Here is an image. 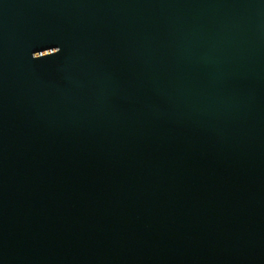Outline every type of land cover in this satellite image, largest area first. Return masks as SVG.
<instances>
[{"label": "water", "instance_id": "water-1", "mask_svg": "<svg viewBox=\"0 0 264 264\" xmlns=\"http://www.w3.org/2000/svg\"><path fill=\"white\" fill-rule=\"evenodd\" d=\"M0 264H264V0H0Z\"/></svg>", "mask_w": 264, "mask_h": 264}]
</instances>
